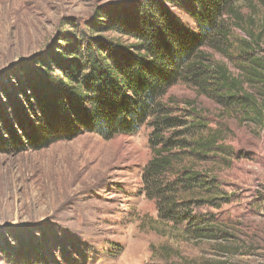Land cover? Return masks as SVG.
Returning <instances> with one entry per match:
<instances>
[{
  "label": "rangeland",
  "instance_id": "1",
  "mask_svg": "<svg viewBox=\"0 0 264 264\" xmlns=\"http://www.w3.org/2000/svg\"><path fill=\"white\" fill-rule=\"evenodd\" d=\"M145 1L0 0V264H264V125L225 112L191 86L175 84L163 102L181 119L195 111L221 134V152L190 162L214 180L221 198L214 202L219 208L192 202L191 217L216 227L210 237H193L198 222L185 231L161 220L145 196L148 123L111 139L80 133L35 145L38 109L51 121L62 113L58 84L77 69L75 49L93 39L129 47L132 41L106 24L115 11L134 12ZM167 6L196 31L188 6ZM235 9L241 21L225 23L228 45L250 40L251 30L264 51V7L241 0ZM219 49L203 51L235 72V51ZM243 89L261 103L263 89Z\"/></svg>",
  "mask_w": 264,
  "mask_h": 264
},
{
  "label": "trees",
  "instance_id": "2",
  "mask_svg": "<svg viewBox=\"0 0 264 264\" xmlns=\"http://www.w3.org/2000/svg\"><path fill=\"white\" fill-rule=\"evenodd\" d=\"M239 1L146 0L134 12L115 11L105 29L131 40V45L124 48L96 39L79 44L77 57L72 55L77 69L58 84L64 94L57 101L62 113L51 121L49 113L38 109L42 115L32 122L35 145L44 148L80 133L111 139L133 134L148 123L151 158L141 173L145 196L155 201L161 220L184 225L185 231L198 222L191 230L193 237H210L216 227L207 217H191L192 202L219 208L214 202L221 198L214 180L190 162L221 152V134L195 111L187 112L188 119L173 116L163 99L169 88L183 82L225 112L241 115L256 127L264 125V56L258 54L264 53L261 35L250 30V40L233 47L227 42L225 23L233 17L241 21L235 9ZM258 2L264 7V0ZM167 5L188 6L196 31L184 27ZM205 47L234 50L235 72L213 63ZM244 84L263 89L260 104L257 96L244 93ZM43 110L48 112L49 107ZM201 191L197 201L195 195Z\"/></svg>",
  "mask_w": 264,
  "mask_h": 264
}]
</instances>
